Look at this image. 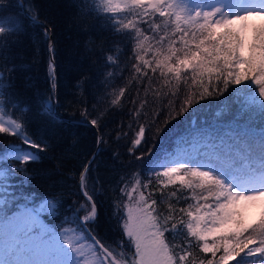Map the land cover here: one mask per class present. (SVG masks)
<instances>
[{"label":"snow or ice","instance_id":"obj_1","mask_svg":"<svg viewBox=\"0 0 264 264\" xmlns=\"http://www.w3.org/2000/svg\"><path fill=\"white\" fill-rule=\"evenodd\" d=\"M17 6L21 14L0 16V49H7L9 36L25 30V21L39 26L48 53V89L39 107L33 109L26 102L18 112L19 100L9 91L15 86L17 65L7 63L4 56L0 64V133L19 142H8L0 154V163L14 161L0 168V203L4 205L0 207V264H76L59 258L62 233L52 232L40 220L41 212L51 213L55 205L50 201L36 205L31 194H21L24 204L16 198L14 176L19 173L21 183L30 184L35 173L29 165L40 163L45 156L54 159L52 136L34 131L33 123L47 121L54 132L64 122L57 113L60 97L54 26L40 17L34 0H18ZM76 7L81 15L103 14L116 38L107 52L101 51L104 71L100 83L106 97L111 96V105L120 103L129 84L136 93L128 98L132 105L126 112L129 123L118 124L109 135V139L128 144L126 158L112 153L122 168L140 162L130 174L119 177V194L111 202V218L135 249L130 260H118L115 251L94 234L100 215L97 197L105 191L102 179L94 175L101 154L99 145L107 143L103 136L96 138L97 151L88 154L78 179L77 174L69 177L79 191L72 210L83 214L80 227L91 236L97 264H228L230 260L264 264V213L257 223L247 224L238 206V202L264 204V131L254 145L251 138L241 142L247 132L240 136L230 133L220 144L205 138L194 143L192 150L207 157L206 162L158 158L149 162L143 174L141 171L145 159L153 155L151 141L159 139L173 120L191 115L207 101L220 103L224 112L238 106V118L258 115L264 120V0H80ZM257 20L261 23H254ZM80 28L85 33L88 30L84 25ZM148 31H152L151 37ZM153 40L159 47L146 45ZM90 43L85 41V46ZM129 46V62L122 66L119 55ZM34 52L38 57L39 42ZM117 79L123 82L118 93L110 87ZM82 85L83 78L70 94L82 97ZM67 103L83 106L77 125L101 129L103 116L94 115L95 104L89 110L83 98ZM254 150H258L260 183L256 188L242 189L237 173L252 169L248 161ZM60 170L57 164L49 174ZM169 185L171 191H165ZM130 201H135V207ZM145 234L151 238L149 244L144 242ZM209 237L213 238L211 245ZM197 248L211 252L212 259L197 260L193 254Z\"/></svg>","mask_w":264,"mask_h":264},{"label":"trees","instance_id":"obj_2","mask_svg":"<svg viewBox=\"0 0 264 264\" xmlns=\"http://www.w3.org/2000/svg\"><path fill=\"white\" fill-rule=\"evenodd\" d=\"M79 2L80 0H34L40 17L54 26L57 40L56 63L60 97V107L57 109V113L64 122L57 126L54 132L51 130L53 126L47 121L33 123L34 131L43 130L52 136L54 159L45 156L40 163L29 165V168L35 173V179L30 184L21 183L19 173L14 176L13 184L16 186V198L20 204L25 203L23 199H20L21 194H31L36 205L43 204L45 201H50L55 205V210L51 213L48 210L42 211L40 220L52 232L62 233L59 236V243L63 249L59 255L60 259L72 260L76 264H97V253L94 251L92 240L80 227L83 214L74 213L72 210L73 201L78 198L79 191L77 184L69 177L77 174L78 179L80 169L90 158L88 154L95 151L96 138L103 136L107 143L99 145L101 154L97 158L98 171L94 175L102 179L105 191L103 195L97 197L100 215L99 226L95 228L94 234L115 251L118 260H130L135 249L128 243L129 238L125 235L122 227L115 219L111 218V202L119 194L117 191L119 177L125 172L130 174L139 166L140 162H134L127 169L122 168L118 161L113 159L112 153H119L122 158H126L128 144L124 140L109 139V135L118 124L127 125L129 123L126 112L132 105L128 102V98L130 95L135 97L136 93L131 90L132 86L129 84L124 96L120 98V103L115 106L111 105V96L106 97L104 86L100 83L103 79L101 72L104 71V59L101 51L107 52L116 38L103 19V14L97 15L95 12L91 15L79 14L76 7ZM91 2L92 0H89V3ZM17 5L18 0H0V6H2L0 7V16L21 14ZM81 25L87 26L86 33L81 31ZM141 26L148 28V25ZM162 29L163 26L161 31ZM147 34L151 37L152 31H148ZM87 40H90L91 43L86 47L85 41ZM36 42H39L40 48L38 57L34 52ZM167 43L166 40L165 48ZM146 45L159 47L154 40L150 45L146 41ZM89 48L91 51L88 50ZM5 55L8 57L7 63L17 65L15 86L9 90L16 94V98L19 100L17 111H22L26 102L30 103L33 109L39 107L48 89L46 78L48 53L40 27L25 21V30L15 36H9L7 49H0V64L4 62ZM130 55V46L124 48L120 53L119 60L122 66L129 62ZM34 59L37 62H33ZM81 78H83L82 86L84 88L82 97L71 95L69 90L73 89ZM122 86L123 82L119 79L111 81L110 87H114L117 93ZM80 98L85 100L89 110H92L95 104L94 115L103 116L100 121L101 129H92L77 125L75 121H68V119H80L79 113L83 110V106L79 103L69 105L67 101ZM149 98H151V94H149ZM231 99L229 97V103ZM218 112L219 115H217ZM238 112L239 108L236 105H232L230 111L224 112L221 111L220 103L207 101L205 106H198L191 115L173 120L159 139L151 141L150 147L153 148V155L145 159L144 168L141 170L142 174L148 168L151 160L192 157L190 156L194 152L192 145L196 142H203L205 138L210 137V143L220 144L221 139H229L228 134L230 133L240 136L247 132L248 136H243L241 142L251 138L250 142L254 145L261 132L264 131V120L258 115L251 118L244 115L238 118ZM73 114H75L74 119L72 118ZM9 115L4 116L9 117ZM129 135H132L131 131H129ZM73 139L76 140L75 144H73ZM13 141L19 142L9 134L0 133V154L5 150V144ZM196 157H203L207 160V157L199 153H196ZM248 162L252 169L242 170L237 173V176L260 173L258 150L253 151ZM13 163V160L8 159L6 162L0 163V168H6ZM57 164L60 165V172L50 175L49 173L53 172ZM171 189L172 186L169 185L165 191H171ZM150 191L151 188L145 190L146 196ZM196 194L199 195L200 190H197ZM130 203L135 207V201H130ZM193 203L195 202L193 201ZM3 206L0 203V207ZM32 206V203L28 204L29 208ZM15 210L13 209V211ZM11 214L9 212V215ZM165 235L171 241V236L168 233ZM246 235L247 233H245ZM178 239H182V237H178ZM207 243L211 245L213 238L209 237ZM69 244L72 247H69ZM250 247H255V245H250ZM193 254L197 256V260L212 259L211 252L203 253L198 248ZM219 255L220 253H217V258ZM228 264H236V261L230 260Z\"/></svg>","mask_w":264,"mask_h":264},{"label":"rangeland","instance_id":"obj_3","mask_svg":"<svg viewBox=\"0 0 264 264\" xmlns=\"http://www.w3.org/2000/svg\"><path fill=\"white\" fill-rule=\"evenodd\" d=\"M254 23H261V21L257 20L254 21ZM9 117L4 116V121L7 122ZM197 152H193L190 156L191 162L195 163L197 160L206 162L207 160L203 157H196ZM187 157L186 159H190ZM196 158L197 160H195ZM185 159V158H183ZM249 174V173H248ZM240 175L238 176L237 182L240 184L242 189H253L259 186L260 183V173L254 174V175ZM238 206L242 211L243 219L246 223H256L260 220L261 214L264 213V204L260 201L252 202V203H244V202H238ZM151 238L149 235L145 234L144 236V242L145 244L150 243ZM150 241V242H149Z\"/></svg>","mask_w":264,"mask_h":264},{"label":"water","instance_id":"obj_4","mask_svg":"<svg viewBox=\"0 0 264 264\" xmlns=\"http://www.w3.org/2000/svg\"><path fill=\"white\" fill-rule=\"evenodd\" d=\"M68 121L69 122H74L75 120H72V119H68ZM97 151V146H96V148H95V151L94 152H96ZM93 152V153H94ZM90 231V230H89ZM86 232V234L88 235V237L91 239V236H89V234H88V231H85Z\"/></svg>","mask_w":264,"mask_h":264}]
</instances>
